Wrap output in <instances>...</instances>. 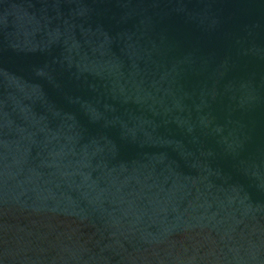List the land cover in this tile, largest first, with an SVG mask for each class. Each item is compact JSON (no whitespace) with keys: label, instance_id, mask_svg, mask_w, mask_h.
I'll use <instances>...</instances> for the list:
<instances>
[{"label":"water","instance_id":"obj_1","mask_svg":"<svg viewBox=\"0 0 264 264\" xmlns=\"http://www.w3.org/2000/svg\"><path fill=\"white\" fill-rule=\"evenodd\" d=\"M0 264H264V0H0Z\"/></svg>","mask_w":264,"mask_h":264}]
</instances>
